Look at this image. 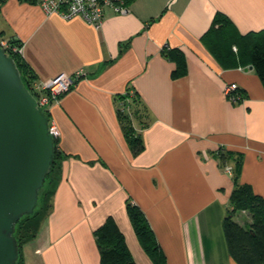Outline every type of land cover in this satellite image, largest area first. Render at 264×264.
Wrapping results in <instances>:
<instances>
[{
  "label": "crops",
  "instance_id": "0c3cea01",
  "mask_svg": "<svg viewBox=\"0 0 264 264\" xmlns=\"http://www.w3.org/2000/svg\"><path fill=\"white\" fill-rule=\"evenodd\" d=\"M127 3L125 14L106 9L100 27L81 15L47 13L38 0L0 6V33L20 40L37 84L75 75L48 108L61 173L32 239L35 264H99L94 231L108 216L136 263L155 264L132 226L129 201L147 217L166 264H237L222 226L236 187L235 160L226 152L243 155L239 183L264 196V86L252 64L224 66L203 34L218 12L241 33L264 29V0ZM178 52L186 69L174 77ZM232 82L241 99L225 92ZM119 112L130 113L139 150Z\"/></svg>",
  "mask_w": 264,
  "mask_h": 264
},
{
  "label": "trees",
  "instance_id": "16d2710c",
  "mask_svg": "<svg viewBox=\"0 0 264 264\" xmlns=\"http://www.w3.org/2000/svg\"><path fill=\"white\" fill-rule=\"evenodd\" d=\"M4 1L0 0V6ZM126 1L129 2L130 0ZM7 39L11 46L7 48L8 55L16 61L22 79L30 92L38 97L43 90L36 88L35 74L24 61L21 51L12 49L14 46L21 48L20 40L12 36ZM203 41L224 66L252 64L264 86V29L241 33L226 14L218 12L209 29L203 34ZM233 45H236V51L233 50ZM177 54V67L172 72L174 77L185 72L186 69L185 58L181 52ZM234 92L237 93V97H235L237 100L244 96V92L238 89ZM131 101L133 112L138 115L141 107L137 96H133ZM46 114L50 122L49 112ZM129 114L128 112H119L128 142L133 150H139L142 147L141 138L134 131ZM226 153L235 160L234 178L236 183L222 224L228 252L237 264H264V196L256 194L251 185L239 183L243 155L228 151ZM61 159L62 154L55 137L54 161L45 179L48 183L46 186L43 185L39 191L38 202L33 213L24 215L16 223L14 235L19 244V256L22 244L37 236L51 211L56 185L60 179ZM242 210L249 213V218H247L249 220L245 221V219L243 223L233 218L236 211ZM127 212L144 250L155 264H166V255L162 251L144 212L138 205L130 201L127 203ZM94 238L99 252L100 264H137L123 232L112 216H108L95 229ZM16 264H18L17 261Z\"/></svg>",
  "mask_w": 264,
  "mask_h": 264
},
{
  "label": "water",
  "instance_id": "95a60500",
  "mask_svg": "<svg viewBox=\"0 0 264 264\" xmlns=\"http://www.w3.org/2000/svg\"><path fill=\"white\" fill-rule=\"evenodd\" d=\"M54 152L47 114L0 46V264H16V223L33 213Z\"/></svg>",
  "mask_w": 264,
  "mask_h": 264
},
{
  "label": "built area",
  "instance_id": "2783aa9c",
  "mask_svg": "<svg viewBox=\"0 0 264 264\" xmlns=\"http://www.w3.org/2000/svg\"><path fill=\"white\" fill-rule=\"evenodd\" d=\"M38 3L47 13L55 12L64 18L81 15L96 27H100L105 10L108 8L123 14L130 11L126 0H38ZM0 46L6 51L11 47L7 38L0 39ZM12 49L22 52L21 48L15 46ZM80 73L81 71H77L76 76ZM74 78L75 75L60 73L46 82L36 84L38 90H43L36 99L45 113L48 112V108L53 102H57L60 96L72 87ZM237 87L236 83H229L225 87V92L232 94ZM49 127L50 133L57 137L59 131L53 120H50Z\"/></svg>",
  "mask_w": 264,
  "mask_h": 264
},
{
  "label": "rangeland",
  "instance_id": "374dc122",
  "mask_svg": "<svg viewBox=\"0 0 264 264\" xmlns=\"http://www.w3.org/2000/svg\"><path fill=\"white\" fill-rule=\"evenodd\" d=\"M1 38H7L3 35L0 34V39ZM234 92V91H233ZM232 92V93H233ZM57 138V137H56ZM48 183V181L46 180L45 183H44V186H46ZM45 189V188H43ZM42 189V191H43ZM233 218L236 220V221H239L241 223H243L245 217H244V214L241 212V211H236ZM224 236V235H223ZM34 243L32 242V240L28 241V242H25L22 244L21 246V250H20V256L17 260V263L18 264H26V259L28 258V261H29V264H35V263H39L38 261V258L40 260V255H38L39 253L37 252L36 255L35 254H32L31 252V249L35 250L34 248ZM29 248V249H28ZM98 249V248H97ZM27 254V256H26ZM29 256V257H28ZM38 257V258H37ZM134 258V257H133ZM41 264V263H40ZM100 264V262H99Z\"/></svg>",
  "mask_w": 264,
  "mask_h": 264
}]
</instances>
